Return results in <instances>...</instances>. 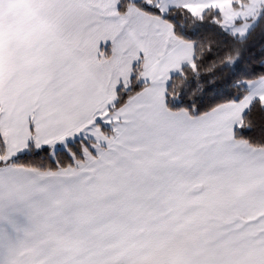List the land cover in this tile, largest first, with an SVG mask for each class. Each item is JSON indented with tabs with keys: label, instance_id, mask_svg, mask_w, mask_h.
<instances>
[{
	"label": "snow or ice",
	"instance_id": "1",
	"mask_svg": "<svg viewBox=\"0 0 264 264\" xmlns=\"http://www.w3.org/2000/svg\"><path fill=\"white\" fill-rule=\"evenodd\" d=\"M27 4L0 50V264H264V0Z\"/></svg>",
	"mask_w": 264,
	"mask_h": 264
},
{
	"label": "crops",
	"instance_id": "2",
	"mask_svg": "<svg viewBox=\"0 0 264 264\" xmlns=\"http://www.w3.org/2000/svg\"><path fill=\"white\" fill-rule=\"evenodd\" d=\"M12 22L0 30V50L7 51L10 42L16 41L25 32L26 26L32 22V10L27 0H17L9 10ZM13 24L15 27H13Z\"/></svg>",
	"mask_w": 264,
	"mask_h": 264
},
{
	"label": "rangeland",
	"instance_id": "3",
	"mask_svg": "<svg viewBox=\"0 0 264 264\" xmlns=\"http://www.w3.org/2000/svg\"><path fill=\"white\" fill-rule=\"evenodd\" d=\"M221 6L224 7L225 5L222 4ZM193 11L194 12H198L199 11V6L193 7Z\"/></svg>",
	"mask_w": 264,
	"mask_h": 264
}]
</instances>
